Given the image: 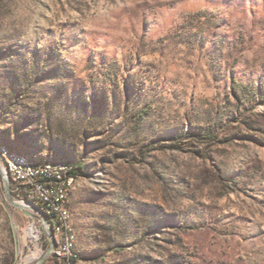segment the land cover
Listing matches in <instances>:
<instances>
[{"label": "rangeland", "instance_id": "obj_1", "mask_svg": "<svg viewBox=\"0 0 264 264\" xmlns=\"http://www.w3.org/2000/svg\"><path fill=\"white\" fill-rule=\"evenodd\" d=\"M0 140L82 167L75 264H264V0H0ZM12 185L0 264L63 263Z\"/></svg>", "mask_w": 264, "mask_h": 264}, {"label": "built area", "instance_id": "obj_2", "mask_svg": "<svg viewBox=\"0 0 264 264\" xmlns=\"http://www.w3.org/2000/svg\"><path fill=\"white\" fill-rule=\"evenodd\" d=\"M10 156L18 178V185H12L13 194L21 204L26 206L25 208L30 209V206L22 199V190L31 189L40 198L41 207L51 209V214L55 216L57 221L56 233L60 240V250H64V263L61 264H70L73 257L69 254L68 247L63 246L62 233L67 231L63 204L64 185L71 175L65 174V168L29 170L26 163H21L11 154ZM56 171H63V178H56ZM3 175L7 181L4 172ZM32 218L34 222L38 221L45 231L44 221L37 217V211H32ZM30 229L33 230L31 234L34 239L41 238L37 227L32 225ZM55 256L57 257V254Z\"/></svg>", "mask_w": 264, "mask_h": 264}, {"label": "bare ground", "instance_id": "obj_3", "mask_svg": "<svg viewBox=\"0 0 264 264\" xmlns=\"http://www.w3.org/2000/svg\"><path fill=\"white\" fill-rule=\"evenodd\" d=\"M0 153L2 155L4 167L7 173L12 178L14 185H18V178L16 177V171L14 168V164L11 160V155L15 158L19 159L21 163H26L28 165L29 170H38V169H56V168H65V174H67V166L64 164H54L51 162H44L40 161L36 156H31L28 154H20L15 151H11L9 147L1 144L0 145ZM3 171V170H2ZM7 178V182L9 183L10 179L5 174ZM56 178H63V171H56ZM75 181L74 176H70L68 181L64 185V193H63V204H64V218L67 224V231L66 233H62V241L63 246L68 247L69 254L73 257V261L70 264H75L74 260L77 259V255L74 252V238H73V227L71 224V213H70V201H69V192L70 189ZM22 199L30 206L33 207L34 205L39 206L42 209V217L45 219V222L49 227L52 228L54 231L56 241H57V256L63 260L64 263V250H60V240L58 239V235L56 233L57 229V221L55 216L51 214V209L47 207H41L40 198L37 196L36 192H33L31 189H23L22 190ZM22 207H26L25 205L21 204ZM32 233V229H30Z\"/></svg>", "mask_w": 264, "mask_h": 264}, {"label": "trees", "instance_id": "obj_4", "mask_svg": "<svg viewBox=\"0 0 264 264\" xmlns=\"http://www.w3.org/2000/svg\"><path fill=\"white\" fill-rule=\"evenodd\" d=\"M0 143L6 145V146H8V147H10L9 145L5 144V143H4L3 141H1V140H0ZM10 148H11V147H10ZM11 149H12V148H11ZM16 151H17V150H16ZM20 153H21V152H20ZM23 154H29V153H23ZM29 155H31V154H29ZM31 156H33V155H31ZM51 162H53V161H51ZM59 162L65 163V162H63V161H59ZM65 164H66V163H65ZM81 170H82V167H80V166H75V167L69 169V171L67 172V174H68V175H71V176H74V177L76 178V176H78V175L81 174Z\"/></svg>", "mask_w": 264, "mask_h": 264}]
</instances>
